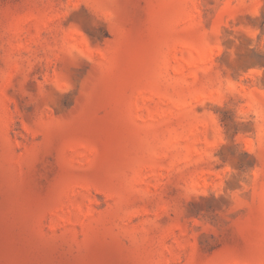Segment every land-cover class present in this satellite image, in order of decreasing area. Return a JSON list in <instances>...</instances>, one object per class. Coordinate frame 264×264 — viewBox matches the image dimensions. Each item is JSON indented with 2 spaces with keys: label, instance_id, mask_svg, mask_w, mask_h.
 <instances>
[{
  "label": "rangeland",
  "instance_id": "obj_1",
  "mask_svg": "<svg viewBox=\"0 0 264 264\" xmlns=\"http://www.w3.org/2000/svg\"><path fill=\"white\" fill-rule=\"evenodd\" d=\"M0 264H264V0H0Z\"/></svg>",
  "mask_w": 264,
  "mask_h": 264
}]
</instances>
